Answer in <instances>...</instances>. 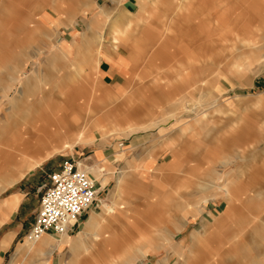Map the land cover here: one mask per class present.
I'll return each instance as SVG.
<instances>
[{
	"label": "rangeland",
	"instance_id": "1",
	"mask_svg": "<svg viewBox=\"0 0 264 264\" xmlns=\"http://www.w3.org/2000/svg\"><path fill=\"white\" fill-rule=\"evenodd\" d=\"M94 2L84 18L80 0H0V156L9 146H25L11 151L8 164L0 162V186L59 144L43 135L14 141L17 133L35 130L36 118L43 120L37 111L22 119L26 108L67 101L70 113L91 112L92 124L118 113L110 120L121 125L130 110L140 109L127 121L135 132L129 127L128 136L105 139L100 134L109 128L97 126L93 142L55 152L0 194V218L2 201L19 197L0 225V242L12 235L0 248V264H10L17 248L30 243L51 172L65 160L94 165L105 158L111 170L84 169L104 170L107 186L101 190L95 181L96 204L62 236L75 237L93 213L102 214L99 199L112 212L91 245L75 256L66 247L51 264L61 258L73 264H128L130 258L134 264H264V0ZM103 8L109 16H98L101 31H95L101 41L82 47L100 49L95 71L80 61L76 46L63 50L62 43L81 40L74 35L85 33ZM89 37L97 38L91 31ZM25 61L21 74L11 70ZM77 81L83 100L74 91ZM114 147H130L126 161L111 156ZM121 172L126 180L118 194ZM38 255L47 261L48 253Z\"/></svg>",
	"mask_w": 264,
	"mask_h": 264
},
{
	"label": "crops",
	"instance_id": "2",
	"mask_svg": "<svg viewBox=\"0 0 264 264\" xmlns=\"http://www.w3.org/2000/svg\"><path fill=\"white\" fill-rule=\"evenodd\" d=\"M94 3H95L94 0H83V1L80 0V5L82 6V8H84V12H85V13H83L84 18H85V15H87V12H89V10H92L93 11V9H94L93 8L94 7ZM106 14H107V16H109L108 12L104 8L96 11V13H95L94 17L92 18V20H89L88 21V23H87V29H86L85 33H83L82 35L81 34H78L77 35V33H76V35H74V39H73L74 41L77 40L78 38L81 39V40H79L78 42H74V43L71 42V45H68V46L66 45V43H64V44L62 43V49L63 50H66V47L76 46L79 49L78 50L79 54L81 55L80 61L83 62V63H86L87 66H89L90 68H92V69L94 68L95 71H99V66H100V63H101V57H100V55H101L100 52L101 51H100V49H97V51H95L94 49L91 50L89 48L87 49L85 47L84 48H82V47L85 46V45H87V44L88 45L91 44V41H93L95 39L101 41V35H100V38H99L97 36L99 34H96L95 31L97 32V29H99L101 31V27H100V24H99V21H98V16H100V15H106ZM111 29H114L115 30L117 28L115 27V25H112L111 26ZM114 30L112 31L111 42L113 40H116L117 42L114 41L116 44H113V47L114 48H118V46L120 44V39L116 36ZM89 31H91L97 38H90L89 37ZM25 65H26V61L22 65L21 68L20 67H18V68L15 67V69L13 68L11 70H13V71L14 70H17L18 74H21L22 73V69H23V67ZM46 78H47V76H46ZM19 79H21V77ZM68 82H72L73 83L74 81H71L70 79H68ZM68 82H66V83L60 82V86L66 88L67 85H69ZM45 83H46V81H45ZM79 83L80 82L77 81V85L78 86H77V89H75L74 91L77 92V94H79L81 96L80 99L83 100V99H85V97H84V91H82L81 88H79V90H78V87L79 86H82ZM71 94H69V96H73ZM47 102H49V103H47ZM33 108H35V110H40L41 108L42 109L44 108L45 111L47 112V114L45 116H42V117L40 116L39 117V118L45 120V122H41V126L42 125H45L46 121H48L49 124L53 127V129L54 128H57L56 130L59 131V130H61V124H62V122L65 121V125L68 128V132L65 133L64 135H62L61 138H59V141H60L59 143H60V145H62L63 143H65V142L68 141V142L72 143L71 144L72 147H74L73 145H75V144L83 145L87 141L93 142L95 140V138H96V134H97V130H98L97 129L98 128L97 126H102V127L104 126V127L109 128L106 131H102V134H100L105 139L106 138L109 139L112 136H114V135H112V133L114 131H116L117 129L118 130L121 129V132H117L116 134L125 133L126 136H128L130 133H128L129 130H127V128L130 127V128H132L134 130L131 133H133V132H135L137 130V128H135V126H133L132 124H130V123L127 122L128 121V118H130L131 116L132 117L133 116H138L140 114L139 113V110H140L139 108H135L132 111L130 110V112L128 113V116L127 117L126 116L122 117V119H125V121H126L125 124H122V125L121 124H117V123L113 124V121L110 120V119H112L111 117H114V120H116L119 117L118 113L116 115L111 114V113L110 114H107V115L101 117V119L95 121L92 124L91 123V120H92L91 112L88 113L87 111H83L81 109H73V111H71V113H70L69 110L71 109V106H68L67 105V101L64 103V106L61 105V106H58V108H53V105L50 106V100L47 99L45 104H42L41 105V103H40V104H37V105H33ZM35 117H36V115H35ZM22 119H25L24 116H22ZM54 119H55V122H54ZM89 120H90V123H91L90 127H88ZM168 120H172V119L170 118ZM25 126H29V125L26 124ZM83 128L84 129L86 128V130H83ZM80 131H83L84 134H83L82 140L79 141V140H76L74 138L75 137H78V135H79L78 133ZM33 133L31 131L30 132H28V131L27 132H21L20 133L21 136H18L19 133H17L16 134V139L14 141H16V142H24V143L30 142V141H32V142L39 141L38 135H35L36 134V131H34ZM30 134H32V135H30ZM119 147H122V145L119 146ZM69 149H65V150H61V151H57V152L67 151ZM71 149H73V148H71ZM129 149H130V147L129 148H126V149H121V151H119V150H117L116 147H114V150L111 153L112 154L111 156H114L117 160H124V161H126V157L127 156L125 155V151L126 150H129ZM40 151H44V149L43 150H40ZM107 157H110V156H107ZM83 164L87 168H89V169H93V168L95 169V167H99V168L100 167H102V168L106 167L107 169H110L111 170V166L109 165L107 158L102 159V160H99V163H95L94 165H88V164H85L84 162H83ZM106 168H104L105 171H106ZM96 169H98V168H96ZM25 170L26 169H23L20 172H22V173L25 174L26 173ZM84 171L87 172V174H89V172L91 173V170L88 172L87 169H84ZM97 172L101 173V178L103 180H106L107 179L103 175V172L104 171H97ZM12 173H15V172H12ZM4 174L6 175V174H9V173L8 172L6 173V171H5ZM125 176H126V173L125 172H121L120 179H119V181L117 183V186H116V193H118V194H119V192L121 190V185L126 180L125 179ZM3 181L5 183L6 179H3ZM108 181L109 180H107V183H108ZM17 182H15V183H17ZM107 183L103 187H101L100 189L101 190L104 189L107 186ZM13 185H11V186H13ZM11 186H9V187H11ZM9 187H5V189L3 191L1 190L0 191V194L3 193L4 191H6ZM225 192H226V195L229 196L228 190L225 191ZM217 195H220V194L217 193ZM18 202H19V197H15L11 201L10 200H4V201H2L1 206H5V210L2 211V218H0V225H2L8 219V216H9L10 212L14 210V208L16 207V205L18 204ZM102 202H103L102 203L103 206L101 204L99 205V208L102 210V214L101 213L100 214L93 213L89 217L90 220L88 219L85 222L82 231L79 232L75 237H69V236H66V235L60 236L59 238L56 237V236H49V235L48 236H44L42 238V240L38 244H36V246L34 248H28L27 246H28V243L29 242L28 243L25 242L23 245H21V246H19L17 248V250H16V252H15V254H14V256H13L11 262H10V264H15V261H17V260H23L24 262L26 261V262H28V264H51V258L53 257V255L56 252H58L59 254H61L62 251L66 247L71 251V253L73 254V256L78 255L81 250L86 249L88 245H91V243L94 242L93 240H96L97 239L96 238V233H97V237H98L99 232L104 227V224H103V226L100 229L95 228V227L93 229H89V227L87 226V223L88 222H91V218H94V217L95 218H101V217L104 218V215L105 214H109V212L110 213L112 212V211H108V208H111L112 206H110L108 204L109 205V207H108V205H106V203H104V200ZM193 212L199 213V211L197 209L194 210ZM97 221H99V220H97ZM95 222H96V220H95ZM222 230H223V228L221 227V231ZM195 234L196 233H193V235H195ZM89 236H90V238H89ZM50 237L51 238L55 237L57 242H56V244L52 248H50V249H52V250H50V252H52V253H48V255L45 256V259H47V261L45 262L43 260L44 262L43 263H40V262H42V259H41V256L38 255V254H40L39 253L40 251H39V247L38 246L39 245H43V243L46 242L48 240V238H50ZM11 239H12V235H7L0 242V248L1 249L6 248ZM146 252L147 251H142L141 250L142 257H146ZM135 259L136 258H130V260H131L130 263L131 264H134ZM64 260L61 258V264H73L72 263L73 260H70L69 259L70 260L69 262H65L66 260L65 261ZM188 262L186 260V261H184V264H188ZM127 263L130 264L129 262H127Z\"/></svg>",
	"mask_w": 264,
	"mask_h": 264
},
{
	"label": "built area",
	"instance_id": "3",
	"mask_svg": "<svg viewBox=\"0 0 264 264\" xmlns=\"http://www.w3.org/2000/svg\"><path fill=\"white\" fill-rule=\"evenodd\" d=\"M98 195L97 184L80 170L77 162L63 161L48 177L29 239L36 240L44 234H64L71 223L94 207Z\"/></svg>",
	"mask_w": 264,
	"mask_h": 264
},
{
	"label": "bare ground",
	"instance_id": "4",
	"mask_svg": "<svg viewBox=\"0 0 264 264\" xmlns=\"http://www.w3.org/2000/svg\"><path fill=\"white\" fill-rule=\"evenodd\" d=\"M43 104V103H42ZM41 104V105H42ZM35 111H37L38 112V116L40 117H42V116H45L46 114H47V112L45 111V109L43 108H41L40 110H35V108H30L29 110L26 108V111L24 112V118L26 119H29V118H34L35 117V115H34V112ZM78 114V113H77ZM59 116V115H58ZM38 118H36L35 120L36 121H41V122H43V120H37ZM53 119V118H52ZM45 121V120H44ZM54 122H55V119H54ZM65 127H64V130L62 129V127H61V130H59V131H57L56 129L57 128H54L53 129V127L49 124V122L48 121H46V123H45V125H42L41 126V123L39 124H37L36 125V127H34V129L35 130H33V131H31L32 133L34 132V131H36V134L35 135H38V136H47L49 139H51V140H53V142L55 141V142H57V143H59L60 141H59V138H61L62 137V135H64L65 133H67L68 132V128L66 127V125H64ZM117 132H121V129L120 130H116V131H114L112 134H116ZM34 134V133H33ZM79 135H78V137L76 138V140H82V137H83V134H84V132L83 131H80L79 133H78ZM30 135H32V134H30ZM64 141V140H63ZM53 142H52V144H53ZM10 144H16V143H10ZM60 143L59 144H57V145H55L54 144V146L52 147V148H50L49 150H48V152L46 153V155H44L40 160H37V161H34V162H29V164H25L24 165V167H26L25 169V171L27 172V171H29V170H31L32 168H34V166H37V165H39V163L44 159V158H47V157H49L50 155H52V154H54L55 152H57V151H61V150H65V149H71L72 148V145L69 143V142H65V143H63L62 145H60ZM122 144H119L118 146H121ZM9 148V150L10 151H5V152H3V154L0 156V162H5V163H7L8 164V159H9V157H10V154H11V151H13V152H22V151H25V146H21V148H17L16 146H9L8 147ZM86 166L85 165H83V163L81 162V163H79V168H80V170L81 171H83L84 170V168H85ZM99 168V167H98ZM91 170V169H90ZM103 170V169H102ZM92 171V170H91ZM97 171V170H96ZM104 171V170H103ZM85 172V171H84ZM87 173V172H86ZM18 174H19V176L18 177H11V178H9V179H7L6 181H5V184L3 185V186H0V191L2 190H4L5 189V187H9V186H11V185H13V184H15V182H17L20 178H22L23 177V175H24V173H22V172H18ZM90 174V173H89ZM91 175V177H92V179L94 180V181H98L99 182V184H100V186L101 187H103L106 183H107V179L106 180H103L102 178H101V173H99V172H93L92 174H90ZM100 187V188H101ZM119 188V187H118ZM99 202H101L100 204L102 205V200H100L99 199ZM107 205V204H106ZM103 206V205H102ZM108 207H109V205H108ZM107 211V210H106ZM108 211H112V207L111 208H108ZM110 213V212H109ZM105 218H91V222H88L87 223V226L89 227V229H93L94 227L95 228H98V229H100L102 226H103V220H104ZM90 220V219H89ZM95 220H96V222H95ZM97 220H99V221H97ZM72 224V223H71ZM96 233V232H95ZM62 236V235H58V234H44V235H42L40 238H38V239H36V240H31V239H29L28 238V240L30 241V245L28 244V248H34L35 246H36V244H38L40 241H41V239L44 237V236ZM96 238H97V233H96ZM95 238V239H96ZM44 241V240H43ZM93 241H95V240H93ZM56 238L55 237H53V238H48V240L46 241V242H44L43 243V245H39L38 247H39V253H41V254H45V253H52V252H50V250H52V249H50V248H52L55 244H56Z\"/></svg>",
	"mask_w": 264,
	"mask_h": 264
}]
</instances>
